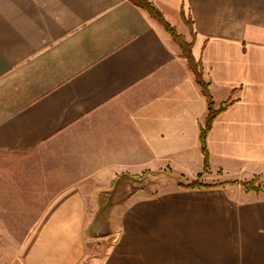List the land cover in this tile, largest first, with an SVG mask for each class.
<instances>
[{
  "label": "crops",
  "instance_id": "0c3cea01",
  "mask_svg": "<svg viewBox=\"0 0 264 264\" xmlns=\"http://www.w3.org/2000/svg\"><path fill=\"white\" fill-rule=\"evenodd\" d=\"M150 1L226 103L210 164L264 171V0ZM205 113L177 43L129 0H0V197L36 212L21 264H83L93 227L108 241L86 264H264V191L128 189L197 171Z\"/></svg>",
  "mask_w": 264,
  "mask_h": 264
},
{
  "label": "rangeland",
  "instance_id": "374dc122",
  "mask_svg": "<svg viewBox=\"0 0 264 264\" xmlns=\"http://www.w3.org/2000/svg\"><path fill=\"white\" fill-rule=\"evenodd\" d=\"M200 154L201 166L193 174L189 172H177L169 168L147 171L139 176L138 181L129 182L128 189L144 187L146 192L150 194L154 191L167 189L169 187H180L178 183H188L197 180L202 184L219 183L220 185L218 186L227 187L229 189L240 188L242 190H245L243 183H246L259 187L264 191V171L248 174H245V172L242 173V169L240 170V173L238 171H228L224 164L215 166L211 165L209 155L207 158V164L205 165L203 163V155L201 151ZM250 190L253 191L252 189ZM9 199H17L18 201L22 200L21 197H0V264H21L17 256V248L22 237L28 230L27 225L30 224L36 212L29 210H27V212L20 211V208H17V205L9 204ZM23 208L30 209L29 206H24ZM105 230L107 229L98 227L88 229L87 236L91 239L93 244L92 249L90 250V255L89 257L87 256V259H85L83 264L88 262L90 256L98 258L103 254L104 247L108 241L106 240L108 238L103 236Z\"/></svg>",
  "mask_w": 264,
  "mask_h": 264
},
{
  "label": "trees",
  "instance_id": "16d2710c",
  "mask_svg": "<svg viewBox=\"0 0 264 264\" xmlns=\"http://www.w3.org/2000/svg\"><path fill=\"white\" fill-rule=\"evenodd\" d=\"M132 4L144 9L147 11L149 16L159 23H161L164 28L169 32L173 41L177 43L180 49V55L183 57L187 63L188 68L191 70L195 82L198 84L201 93L205 97L206 100V113L205 116L200 124L199 128V148L203 155V163L207 164L208 158V151L206 146V136L207 132L210 129L211 123L215 116L225 107L226 103L220 104L215 106L212 95L210 93L208 82L203 78V73L200 65V61L197 60L192 52H191V45L192 40H187L183 35L179 34L173 26H171L164 18L161 12L158 10L157 7L153 5L150 0H129ZM188 24L190 21L188 18L185 19ZM193 37V36H192ZM180 187L185 188H201V187H213L220 185L219 183H211V184H202L200 181L193 180L188 183H178ZM244 189L246 191L252 189L254 192H260V188L256 187L251 184L243 183ZM262 191V190H261Z\"/></svg>",
  "mask_w": 264,
  "mask_h": 264
}]
</instances>
